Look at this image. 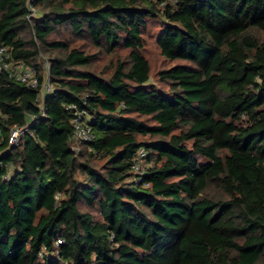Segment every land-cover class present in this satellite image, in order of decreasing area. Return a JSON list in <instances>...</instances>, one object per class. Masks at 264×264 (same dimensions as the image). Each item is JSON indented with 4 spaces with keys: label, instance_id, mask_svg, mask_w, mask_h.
<instances>
[{
    "label": "trees",
    "instance_id": "trees-1",
    "mask_svg": "<svg viewBox=\"0 0 264 264\" xmlns=\"http://www.w3.org/2000/svg\"><path fill=\"white\" fill-rule=\"evenodd\" d=\"M28 1L0 0V43L40 80L0 69V264H264V0ZM150 20L185 62L157 81Z\"/></svg>",
    "mask_w": 264,
    "mask_h": 264
},
{
    "label": "built area",
    "instance_id": "built-area-1",
    "mask_svg": "<svg viewBox=\"0 0 264 264\" xmlns=\"http://www.w3.org/2000/svg\"><path fill=\"white\" fill-rule=\"evenodd\" d=\"M33 2L34 0L28 1V7L31 11V14L36 13V8ZM45 67L48 73L43 83L41 84L42 98H44V96H46L53 89L49 78V62L46 63ZM0 69L8 71L11 76L15 77L19 81L24 82L29 87L33 88L40 86L38 71L34 67L28 65L23 61L14 62L11 59V54L8 50L7 45L2 43H0ZM72 107L74 108V115L72 118V123L74 127V139L78 142L91 141L94 137L92 127L90 125L92 114L84 106L79 107L74 104L72 105ZM28 131V124L13 126L9 132V143L13 146L17 145ZM1 137L2 131L0 129V139ZM140 155H145V151L143 149L140 151ZM134 168L137 172H143V167L139 162H136L134 164ZM60 242L61 240L58 241L57 245H59Z\"/></svg>",
    "mask_w": 264,
    "mask_h": 264
},
{
    "label": "rangeland",
    "instance_id": "rangeland-1",
    "mask_svg": "<svg viewBox=\"0 0 264 264\" xmlns=\"http://www.w3.org/2000/svg\"><path fill=\"white\" fill-rule=\"evenodd\" d=\"M160 27H161L160 20H150L145 33V54L151 63L152 78L156 81L158 80L157 72L160 71L161 69L172 66L177 63H185L181 60H177V61L168 60L161 54V51L157 45V36ZM65 34L68 35V33ZM257 34L263 36L262 32H257ZM127 56H128V51L123 48L118 50L113 55L102 53L101 56H99L95 60L92 66L94 69L98 70L99 72L104 71V73L108 75L111 70V67L107 68V66L110 65V62L116 61L119 57L127 58ZM42 58L44 59L46 66V63L49 62L48 54H44ZM252 163L253 160L251 158H244L235 161V165L237 166H251Z\"/></svg>",
    "mask_w": 264,
    "mask_h": 264
}]
</instances>
